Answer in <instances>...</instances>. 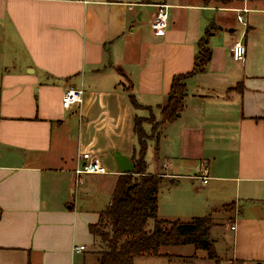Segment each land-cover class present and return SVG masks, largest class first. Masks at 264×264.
<instances>
[{"label":"crops","instance_id":"0c3cea01","mask_svg":"<svg viewBox=\"0 0 264 264\" xmlns=\"http://www.w3.org/2000/svg\"><path fill=\"white\" fill-rule=\"evenodd\" d=\"M163 3L168 28L156 35L158 0H0V40L9 33L20 58L0 69V264H88L96 240L89 225L99 221L120 174L113 153L132 159L135 114L148 109L137 110L131 95L161 116L174 77L193 70L208 30L212 59L187 80L183 112L162 124L158 150L147 159L148 171L175 187L199 180L210 211L235 202L230 222L216 227L213 219L210 232L224 253L216 248V262L194 245L191 253L174 245L139 258L264 264V0ZM238 40L248 49L243 61L231 54ZM69 87L84 96L65 109ZM84 153L116 177L91 174L76 184ZM204 161L206 184L195 177ZM77 245L86 250L75 252Z\"/></svg>","mask_w":264,"mask_h":264},{"label":"trees","instance_id":"16d2710c","mask_svg":"<svg viewBox=\"0 0 264 264\" xmlns=\"http://www.w3.org/2000/svg\"><path fill=\"white\" fill-rule=\"evenodd\" d=\"M152 1L143 0L145 3ZM158 1L163 3L166 0ZM228 1L231 0H224ZM209 35L210 30L198 42L199 51L193 70L174 77L166 102L159 106L160 127L180 117L185 108L187 80L206 71L212 59ZM238 86L242 90V84ZM130 99L137 110L150 108L141 105L135 95H131ZM141 116L138 112L135 114L133 125L136 145L132 160L135 169L132 173L117 177L109 204L101 211L99 221L89 225L90 233L103 245L95 253L97 264H135L137 257L160 255L163 246L187 244L207 251L208 257L218 262L219 256L210 237L214 224L212 213L194 217L190 221L159 218V193L165 177L148 171L147 157L151 150H158L160 135L147 138ZM232 206H235V202L225 205V208ZM151 219H154L155 226L147 229Z\"/></svg>","mask_w":264,"mask_h":264},{"label":"rangeland","instance_id":"374dc122","mask_svg":"<svg viewBox=\"0 0 264 264\" xmlns=\"http://www.w3.org/2000/svg\"><path fill=\"white\" fill-rule=\"evenodd\" d=\"M224 1V0H223ZM235 18H237L235 14ZM237 21V19H236ZM239 28H241L240 25H236L234 27L235 31H237ZM230 28L227 29V33L229 34ZM18 46L13 43L9 33H6L5 36H3L0 40V69L2 66L6 67H12L16 63V57L19 58V55L17 54ZM16 53V54H15ZM233 58V57H232ZM20 59V58H19ZM232 61V59H230ZM11 69V68H10ZM143 110V109H142ZM146 110V111H145ZM143 112V126L146 131V137L149 138L151 136L156 137L158 135H161V127H160V121L161 116H159L156 111H154L153 108L145 109ZM153 153V152H151ZM153 155V154H152ZM157 155H155L156 157ZM148 158V157H147ZM148 160V159H147ZM154 160V158H153ZM108 170H112L111 167L107 166ZM113 171V170H112ZM192 173L191 175H193ZM120 174L117 175V177ZM115 175L108 174L107 178L109 181L113 180ZM169 178H165V180H168ZM174 181V180H172ZM192 179H180L178 182L180 185L175 187V181H164L160 188L159 193V214L163 218H168L170 221L180 219L182 221H188L192 218L193 215H204L209 213H212L213 219L215 222H217L216 227H220L221 224H228L230 222V217L228 216V210L227 208H219V209H209L206 208L204 205L205 202V194L204 190L200 188L201 184L199 180H195L196 187L193 185ZM107 184L109 182H106ZM192 212H200V213H192ZM155 226L154 219H151L147 225V229H153ZM217 232H220L219 230L215 229L213 231V236ZM103 247L101 242L96 239L94 244L91 243L89 245V256H88V264H97V258H96V252L100 250ZM174 247V246H172ZM171 247V248H172ZM215 248H217V251L220 254L224 253V244L223 241L220 240L215 243ZM179 249H181L182 252L185 253H191L194 252L193 245H184L180 246ZM198 254L200 253H207L205 250H198L196 251ZM224 257V255H223ZM220 259L221 263L227 264L228 261H225ZM147 260H155L153 257H144V258H135V264H146ZM229 264H240L238 261H231Z\"/></svg>","mask_w":264,"mask_h":264},{"label":"built area","instance_id":"2783aa9c","mask_svg":"<svg viewBox=\"0 0 264 264\" xmlns=\"http://www.w3.org/2000/svg\"><path fill=\"white\" fill-rule=\"evenodd\" d=\"M240 12L237 18L239 22L245 24L244 15ZM168 20V6L164 3L158 4V10L152 22V29L154 30L156 35H164L166 33V30L168 28ZM247 51L248 49L246 44L241 40L234 42L231 46V54L235 61H243L247 55ZM83 96L84 90L82 88H67L62 97L63 108L68 109L72 105L82 102ZM80 159L82 160V164L74 169V179L76 184H83L84 178L87 175L110 173V171L99 158H94L89 153L81 154ZM195 177L199 178L204 184L208 183L209 171L206 161L202 162V165L199 170H197ZM231 228L235 229V226L233 225ZM74 250L75 252H83L86 250V246L77 245L75 246Z\"/></svg>","mask_w":264,"mask_h":264},{"label":"water","instance_id":"95a60500","mask_svg":"<svg viewBox=\"0 0 264 264\" xmlns=\"http://www.w3.org/2000/svg\"><path fill=\"white\" fill-rule=\"evenodd\" d=\"M114 160L120 174L132 173L135 169L134 161L119 150L114 151Z\"/></svg>","mask_w":264,"mask_h":264}]
</instances>
